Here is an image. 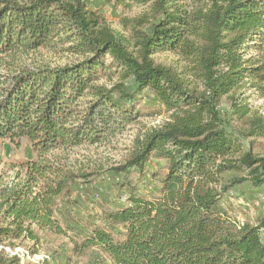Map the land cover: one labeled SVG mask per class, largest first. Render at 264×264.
Instances as JSON below:
<instances>
[{
	"label": "trees",
	"instance_id": "16d2710c",
	"mask_svg": "<svg viewBox=\"0 0 264 264\" xmlns=\"http://www.w3.org/2000/svg\"><path fill=\"white\" fill-rule=\"evenodd\" d=\"M129 1L149 13L133 19L126 36L92 12L90 0H0V67L46 48L78 58L0 70V141L28 139L37 154L22 166L24 177L5 181L0 171V264H22L4 251L7 244L29 242L35 255L41 233L70 237L57 218L58 201L73 204V187L87 176L55 153L122 132L142 115L136 106L144 93L168 119L136 138L115 171L135 168L145 177L155 157L166 162L163 172L154 166L160 184L148 198L130 183L126 203L101 217L125 226L121 242L94 221L80 223L69 230L73 251L97 247L114 264H264V215L257 225L241 224L222 203L247 181L264 185V159L243 142L264 138V116L244 98L245 90L264 98V0ZM169 52L192 64L197 86L156 63ZM224 98L228 112L220 110ZM229 174L237 175L227 180Z\"/></svg>",
	"mask_w": 264,
	"mask_h": 264
},
{
	"label": "rangeland",
	"instance_id": "374dc122",
	"mask_svg": "<svg viewBox=\"0 0 264 264\" xmlns=\"http://www.w3.org/2000/svg\"><path fill=\"white\" fill-rule=\"evenodd\" d=\"M90 9L106 24L126 36L130 35L132 26L136 24L133 19L149 13V6L134 5L129 0H125V3L121 0H90ZM76 60H78L77 56L63 50L46 48L18 58H7L4 61L6 65L1 66L0 70L6 73L9 64L15 67L42 65L55 67L71 64ZM155 60L157 64L179 70L185 75V78L193 81L192 83L197 86L196 79L189 74L192 64L185 62L180 55L170 52L162 53L158 54ZM105 81H107L106 77L102 82ZM198 88L202 90L201 86ZM244 93V98L250 108L264 116V98L255 90H245ZM144 95L136 106V111H140L142 115L122 132L108 137L100 145H83L55 153V156H59V159L68 168L79 175L87 176L79 179L74 185L71 199L73 204L65 199L58 201L57 218L70 237L54 233H41L44 238L37 254L30 253L31 243L21 244L19 241L13 245L7 244L8 246L4 249L6 253L24 254L25 258L21 259L22 264H114L111 258L97 247H92L83 254H76L70 241V238H76V236L69 230L80 223L86 224L94 221L95 224L108 231L115 241L121 242L125 238V226L110 225L105 220H101V217L106 212L126 203L130 183L133 188L137 189L139 195L148 198L154 196V188L160 184V178L152 179V174L157 171L154 166L157 165L160 172H163V168L166 166L164 160L152 157V162L146 168L145 177L135 168L131 169L128 175L117 174L115 171L128 160L136 138H141L151 130L161 127L168 119V114L165 113L163 107L157 103L149 104L155 99H146ZM230 104V98H224L220 110L228 112ZM150 110H155L156 115L149 113ZM242 126L240 123L236 125L237 128ZM250 141H253L252 146L249 141H243L245 150L250 148L256 157L264 159V138H255ZM36 158L37 154L28 139L20 140L19 144L8 139L0 141V171L5 176V181L15 179L17 174L24 177L22 166L27 161ZM236 175H226V179ZM222 203L229 216L237 222L257 225L264 215V185L260 188H253L247 181L225 194ZM261 237L264 240V231L261 232Z\"/></svg>",
	"mask_w": 264,
	"mask_h": 264
},
{
	"label": "built area",
	"instance_id": "2783aa9c",
	"mask_svg": "<svg viewBox=\"0 0 264 264\" xmlns=\"http://www.w3.org/2000/svg\"><path fill=\"white\" fill-rule=\"evenodd\" d=\"M10 255L18 256L20 259H24V258H25V257H24L25 255H24V254L19 255V252H18V253L11 252ZM40 260H41V259H40Z\"/></svg>",
	"mask_w": 264,
	"mask_h": 264
}]
</instances>
